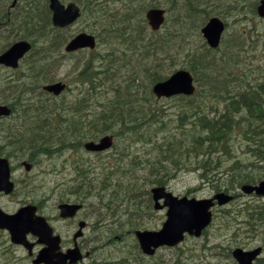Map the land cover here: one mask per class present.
Here are the masks:
<instances>
[{
    "label": "trees",
    "instance_id": "obj_1",
    "mask_svg": "<svg viewBox=\"0 0 264 264\" xmlns=\"http://www.w3.org/2000/svg\"><path fill=\"white\" fill-rule=\"evenodd\" d=\"M70 1L82 7L81 20L87 22L88 31L96 35L100 43L99 49L104 50L91 52L79 61L77 68H81L83 72L72 74L70 78L73 80L70 84L75 85L79 78L83 84H87V93L78 91L77 96L71 100L65 97L58 99L57 115L65 114L73 119L82 112L87 113L88 116H92L89 119L88 131L91 132L95 128L93 131L102 135L116 133L109 127L113 123L124 126L120 128L122 133L129 132L128 129L134 126L138 132L135 135L129 132L128 137H124L123 140L128 144L120 148L123 152L130 149L134 143L150 145L152 141L159 142L154 149L155 153L159 152L161 158L170 164L162 168L156 166L151 168L150 173L154 177V180L149 181L151 185L166 186L176 178L182 167L187 165L186 160L180 157L182 153V158L186 155L187 158L194 156L199 159L197 163L201 166L202 181L217 191L235 192L245 183L256 182L253 165H244V161L237 160L227 166L222 157L229 155L230 147L232 149L233 146L232 132L237 127L243 130L242 135L248 137L247 140L253 142L247 146L253 149L251 153L254 156L258 157L261 149L264 150V28H257L262 21L264 24V20L258 21V18L254 17L252 23L248 24V20L243 17L249 12L258 16L257 8L261 0ZM9 2L0 0L3 7ZM46 2L47 0H24V5L13 17L2 7L3 17H0V22L7 24L0 26V40H5L0 44V50L7 48L11 42L22 39L20 33L31 32L49 23L50 12ZM163 2L167 4L165 7L168 10L167 24L159 32H152L148 28L145 13L150 7L164 6ZM215 16L228 23L229 31L232 30L233 20L237 24L245 20L248 28L239 27L232 33L229 32L216 50L210 49L201 41L194 46V38L190 39L186 30L190 31L191 35L193 32L198 33L203 25ZM14 23L19 30L13 34L9 31L8 33L7 28ZM31 37L23 39L37 44ZM41 37L46 38V35L42 33ZM102 45L104 46L101 47ZM60 51L59 48L48 52L45 57L52 58ZM38 56L40 54L34 47L26 64L27 68L33 67L37 61L42 68L49 66L48 60L39 59ZM56 56L61 57V54ZM62 58L67 64L69 62L72 65L74 62L69 60L71 58L69 56L63 55ZM59 61L61 63L63 60ZM122 66L126 67L124 71L121 70ZM114 69L120 71L113 73ZM179 69H187L194 75L198 89L191 97L174 98L175 101L181 102L180 112L175 114L158 106L160 100L156 98L152 88L156 83L167 80ZM42 72L41 70L32 76L36 75L37 78L41 77V74L44 76ZM259 80L261 81L258 82ZM83 115L74 119L75 124L82 125L81 128H76V131L84 130ZM116 116L120 117L116 119ZM150 122L153 124L149 129L140 130L142 125ZM92 136L91 134L88 138H96ZM46 140L43 138L39 140L42 146L46 144ZM125 157L126 155L124 159ZM137 157L131 160V164L140 167L141 162ZM160 161L163 162V159ZM122 162L124 164V160ZM112 163L104 167L109 172L108 178L111 182L112 176L120 174L123 178L131 174L118 160ZM220 165L222 168L219 173L217 167ZM259 169L262 172L263 168ZM77 172L69 191H72V196L80 203L93 197V191L96 189V195L100 198L97 205L115 202L111 207L112 211L116 212L121 208L122 215L127 214L129 223H133L135 219L144 220L145 214L153 210L150 192L142 189L143 185H139L138 181L119 182L118 189L116 185L103 186V183L101 187H96L94 184L89 185V175ZM112 189L120 196L105 195V191ZM245 212L248 214L244 222L247 226L242 233H251L261 224L264 228V203L257 206L248 205L237 212L234 209L222 211L225 221L231 222L232 225L235 222L239 223V216ZM138 224L141 226V223ZM219 228L221 229L218 233L213 232L211 235L216 237L217 234L227 231V225ZM238 228L239 231L243 230L242 227ZM257 232H254L252 240L245 246L256 244L257 238L261 237ZM237 233H234V239ZM209 234L210 230L206 231L204 236L207 237ZM259 240L264 242V239ZM226 244L227 246L222 247L224 252L222 256L229 260L232 246L230 241ZM135 247L139 248L136 244Z\"/></svg>",
    "mask_w": 264,
    "mask_h": 264
},
{
    "label": "rangeland",
    "instance_id": "obj_2",
    "mask_svg": "<svg viewBox=\"0 0 264 264\" xmlns=\"http://www.w3.org/2000/svg\"><path fill=\"white\" fill-rule=\"evenodd\" d=\"M9 1L11 4L13 0ZM63 1L67 3L69 0ZM164 6H166V4ZM243 17H245V20H248V24L252 23V19L254 17L258 18V21H262L257 15L255 16L250 12ZM245 20L238 24L234 23L235 21L233 20L232 30L229 31L227 28L223 40H225L226 35L229 32L232 33L239 27L248 28ZM166 24L167 21L165 22V25ZM87 27V22H81L72 27L71 31L74 34L75 32H81ZM257 28H264L263 21L258 25ZM54 29L55 28L50 23H46L31 31L33 33H20V35L24 36V38L32 36L31 39L37 42V51L40 54L38 58L48 60L47 62L49 63V66L46 69L42 68L39 61H37L35 64H33V67H31L35 73L31 72L30 70L26 71L25 77L23 76L25 75L23 74V72H25V67H22L18 71L11 70V74L14 79L18 80L20 77L22 78V80H18V84L24 85V82L31 83V79L33 77L35 78L37 75L36 73L41 70L43 71L42 73L44 76L41 74V77L37 79L36 87H41L50 80L62 82L67 80L68 76L72 75L73 66L69 62L68 65L67 61L63 59L64 57L62 58V52L64 48L61 49V44L66 38L70 36V31L59 33L55 32ZM18 30L19 28L17 25H15V23L7 28V32L9 31L11 34ZM42 33L43 35H46V38L41 37ZM186 33H188L187 36L190 35L189 38H194V46H196L200 41L202 43L205 42L201 32H193L191 35L190 31L188 32L186 30ZM4 41L5 40H0V44ZM103 46L104 45L101 47ZM59 48L61 49L59 54L55 53L52 58H49V56L45 57L48 52L51 53ZM103 50L104 49L100 48L98 51L102 52ZM60 54L61 57L56 56ZM74 57L75 55L72 58L74 59ZM59 59H62L63 61H61V63H64L61 67H58V65L61 64ZM120 59L121 56L118 57V60ZM121 68V70L124 71L126 67L122 66ZM119 71L120 70L117 69L112 70L113 73H117ZM74 72L76 74H80L83 71L81 68H76ZM8 73L9 72L6 69L0 67V85L10 82L17 83L15 82L17 80L9 78L11 74ZM33 74L36 75L32 76ZM260 81L261 80L258 82ZM42 82L45 83L41 84ZM74 88L75 89H73V91L68 94L69 100L71 97H73V94H76L77 96L78 91L87 93L88 86L87 84H83L78 78ZM2 96L4 97L3 94ZM158 106H162L166 110H169V112H175V114H178L180 112L181 102L175 101V99L160 100ZM20 115L23 117L21 121L23 125L31 126L34 129L35 132H33V138L36 139H33L34 144L32 143V146H35L39 152L38 155H31L28 157V159H26L33 163L35 169L29 174L30 178L25 185V197L18 196L22 195L18 194V192H20L19 190L15 194L16 196L13 197L11 201H9L13 202L15 206L9 207L8 205H5L7 202L5 201V204H3L2 207L6 212L14 213L16 208L24 205L19 203L17 199H19V201L25 200L24 203L27 204L32 203L35 205H40L41 214H44L46 217H48L51 225L55 227L58 234H60L63 237V240L66 242V244L63 246L64 249H66L68 244L71 243L72 236L76 231L78 222H71V224L62 222L59 217L58 204L61 203L62 197H64L65 201H68L69 199L74 201V196L70 194L72 191H69V189L72 187L69 182L72 181L78 174L77 171H81L89 175V185L94 184L96 187H101L102 183L103 186L105 184L117 186L119 182L134 181L136 183L138 181L139 185H143L142 189L150 191L155 186L149 183L151 179L154 180V177L150 173L151 168L154 166H156V168H162L163 166L170 164L169 161L165 162L164 158H161L159 152H157V154L155 153L154 149L159 142L156 143L152 141L150 145L136 144L131 149H127L125 152L121 151L120 148L124 147V144L126 143L123 140L124 137H128L129 132L132 135H135L138 132V130L134 129V126H132L128 129L129 132H123L121 134L122 137L118 139L119 147L117 150H115L116 154L111 153V151L107 152L111 153L110 156H114L120 164L122 163L121 165H125V168L128 169L131 174L128 176H123V178H121L122 175L120 174H118V176H112L113 181L111 182V180L108 178V176H110L108 175L109 172H107L103 167L104 160L101 159L102 155L90 156V154H88L84 149H81V151L74 150V146H78L79 143L85 141L90 133L87 127H84L82 132L76 131V128H81L82 126L81 124H75L74 119L77 118V116L71 119L65 114L57 115L53 111L51 104L38 102L35 100H26L23 112H21ZM119 117L120 116H116L115 118L118 119ZM152 124L153 122L148 124L146 123L142 125L140 130L149 129V126ZM121 126L124 127L121 124L113 123L109 127H112L116 132L120 133ZM3 128L4 125L0 124V131ZM242 133L243 130H241L239 127H237L236 130L232 132L231 146L233 144V150L230 147L229 155L222 157V160H225V164L227 166L230 164L232 165V163L237 160L244 161V165L254 162L256 165H253L255 169V174L253 176L255 181L258 183L259 181L264 180V168L261 172L258 168V163L254 161L255 158L252 157L250 153H248L247 145L252 144L253 142L247 140L248 137L246 138V136H243ZM101 137L102 135L98 136L97 139ZM42 138L44 140L49 138V140L45 141L46 144L43 146L39 141ZM1 141L0 134V143ZM29 141L30 140H27L28 143ZM34 151L35 150H31V152ZM104 155L105 154H103V156ZM125 155L126 158L123 164L122 161ZM136 156H138L137 160L139 159L141 162L140 167L139 165L133 166L131 164V160L135 159ZM182 156L183 153L182 155L180 154V157L181 159L186 160L187 167L184 166L185 163L184 160H182V166H184V168L182 167V170L178 172L176 178L171 180L166 185L169 191L173 192L179 197L187 196L189 198L196 199L210 198L216 193L220 192L202 181V178L200 177L201 166L197 163L199 160L198 158H195L194 156L192 158H187L186 155L184 158H182ZM78 158L80 159L79 163L72 169L73 163L77 161ZM162 159L163 162L160 161ZM217 168V172L220 173L222 165ZM118 188L119 187L117 186L116 189ZM96 193L97 191L95 189L92 194L93 197L87 199L86 201L85 207L87 214L84 212L81 213V220L86 219L91 224L89 229L85 231L86 244L83 246V253L84 255L88 254V256H85L86 259L82 261L83 264H139V262L144 264H216L215 260H221V264H232L230 260H226L222 256L224 254V252H222V247L227 246L226 243L229 241L231 242V246L233 248L240 247L246 250L253 248L255 245L264 246V242L259 240L264 239V228H262L263 224H261L257 230L251 233H242L247 226L244 223L248 218L247 212L239 216V223L235 222L233 225L231 222L227 223L225 221L224 214L222 212H218V219L211 228L210 234L207 237L203 236L202 239H199L200 243H198L196 239H191L186 241L178 250L161 249L158 251L155 258L151 260L140 253L139 249L135 247L136 240L135 236L132 235V231L139 227L141 230L148 228H152V230L161 229L164 221L166 220V211H156L153 208L149 214H145L146 218H144V220L135 219L133 223H129L130 221H127V214L122 215L121 208L116 212L115 210L112 211L111 207L115 204V202L114 204H110L111 202H108L104 205L93 204L100 202V198L96 195ZM105 195L114 197L120 196L115 191H113V189L105 191ZM246 202H248L247 205H244ZM260 203H264V200L255 199L254 197H246L224 209H234L237 212L238 209H244V207L248 205L256 204L257 206ZM139 220L140 222H138ZM135 223H141V226L135 227ZM223 225H227V231H224L223 234L219 233L213 238L211 233H218L219 229H221L219 227L223 228ZM238 227H242L243 230L239 231L238 229L240 228ZM256 231H258L257 234H261V237L257 238L258 241H256V244L253 246H245L247 242L252 240V235H255L254 232ZM235 232L238 233L234 239L233 236ZM7 237L8 236L5 234L0 236L1 245L3 246L0 248V264H32V258L28 256V252L22 247L12 248L11 244H8L7 242ZM36 240L37 239L35 238V241ZM222 243L225 244L222 245ZM42 248L43 245L37 244L34 250V255H37ZM262 259L264 264V254Z\"/></svg>",
    "mask_w": 264,
    "mask_h": 264
},
{
    "label": "water",
    "instance_id": "obj_3",
    "mask_svg": "<svg viewBox=\"0 0 264 264\" xmlns=\"http://www.w3.org/2000/svg\"><path fill=\"white\" fill-rule=\"evenodd\" d=\"M50 8L53 11V23L57 27H66L73 24L80 17V10L76 4L71 3L65 7L60 0H50ZM259 15L264 18V0L258 8ZM165 11L155 9L147 14L150 25L153 30L158 31L165 21ZM225 30L224 23L219 18H213L208 25L202 30L208 44L212 48L220 45L222 32ZM96 46L95 38L88 34H80L76 37L68 51L78 48H91ZM31 49L27 42H20L9 49L0 57V64L6 66L18 67V62ZM49 92L56 95L60 94L65 85H51L45 87ZM196 90L193 75L186 71L180 70L173 74L168 80L159 82L153 87V92L158 98H171L178 95H192ZM5 108L0 106V115L7 114ZM112 146V138L105 137L99 143L91 142L85 145L88 151H104ZM0 165V191L4 190L10 193L13 184L10 182V172L7 162ZM242 190L246 194L256 192L259 196H264V181L258 186H244ZM153 199L156 203V209L168 208L167 219L160 231H138L136 236L144 254L152 256L161 247H174L185 240L186 234L200 237L202 232L212 223L213 213L211 209L214 207V200H218L219 204L226 205L232 197L225 193L217 194L214 199H189L187 197L178 198L172 193L167 192L165 187H155L152 189ZM164 200L161 205L160 201ZM61 216L64 218L73 217L78 209L77 205L68 203L59 206ZM37 209L33 206H27L18 211L15 215H8L0 209V228L7 229L15 243L26 245L30 250L26 236L33 233L40 237V242L47 245L43 249L34 264H74L82 259L79 251L72 250L69 254L60 252V238L53 236V230L48 226L46 220L36 216ZM262 249L258 248L253 251H244L237 249L233 252L234 257L240 264H253L257 257L261 254ZM69 261V262H68Z\"/></svg>",
    "mask_w": 264,
    "mask_h": 264
},
{
    "label": "flooded vegetation",
    "instance_id": "obj_4",
    "mask_svg": "<svg viewBox=\"0 0 264 264\" xmlns=\"http://www.w3.org/2000/svg\"><path fill=\"white\" fill-rule=\"evenodd\" d=\"M15 5L16 4H13L12 8L17 7ZM4 9H6V8H4ZM163 27H164V25L162 26L161 30L163 29ZM71 29L72 28L69 27L65 30V31H70V36L62 42L61 49H63V48L66 49L67 46L74 40L73 39L74 34L71 31ZM54 31L58 32L56 30V28L54 29ZM20 38L23 39L24 36H20ZM22 39H20V40H22ZM82 49H84V48H80L76 51L70 52L68 54V55H70L69 57H71L70 60L72 61L73 60L72 57L74 55L76 57L78 53H81L82 55H84L85 52H82V51H86V50H82ZM28 55H31V53H28ZM21 64L23 67V65H24L23 62H21ZM21 64H20V66H21ZM72 65H73L72 72H74V70L77 67H75V65L73 63H72ZM0 67L6 69L9 72L8 74H11V70L9 68H5L3 66H0ZM29 70H31V72H34L31 68H29L27 71H29ZM9 78L14 79L12 74H11V76H9ZM37 79H38L37 77H35V78L33 77L31 79V81H32L31 83H25L24 82V85L14 83V82L0 85V97H1L0 103L11 111V115L9 117H7V118L4 117V118L0 119V124L4 125V128L1 129V131H0L1 140H2L0 143V165L4 163L3 161H5V162L7 161L8 166H9V170H10V181L13 183V186H14V189L11 193H7L5 191L0 192V207L2 209H3L2 205L5 204V201H7L5 205H8L9 207L15 206V204L13 202H9V201H11L13 199V197L16 196L15 194L17 193V191L20 190V192H18V194H22V195H18V196L25 197V194H26L24 192L25 185L30 178L29 174L35 169L33 163H31V161H28L26 159H28V157L31 155L32 156L38 155V152H39V150L35 146H32L33 139H36V138H33V132H35L34 129L31 126L23 125V123L21 122L23 117L20 114H21V112H23L25 102H26V100H35L38 102H42L43 98H53L50 100L46 99V101H45L46 103H52L54 101V96L48 95L43 90V87L45 85L41 86V87H39V86L36 87ZM2 94L4 95V97L2 96ZM27 140H30L29 143L27 142ZM31 150H35V151L31 152ZM106 154H109V153H106ZM113 160L115 161L116 158H113ZM106 163L108 165L113 164L112 160L107 161ZM4 165H5V163H4ZM17 200L19 203H22L24 205L16 208L14 213H12V212L8 213L4 209L3 210L8 214H15L18 210H20L21 208H23L27 204V203H24L25 200H20V201H19V199H17ZM66 203L74 204L75 202H73L72 200L69 199ZM37 206H38V208H40V205H37ZM39 211H41V210L39 209ZM82 212L87 214L86 210L83 209L80 212H78L77 215L73 218H69L66 220H63L60 218V220L62 222L67 223V224H71V222H78L77 223L78 226H77L76 231H75V233L77 232L76 235H78V238H76V235L74 233V235L72 236V241L70 244H68L67 247H73V246L78 245L79 251L84 255L83 246L86 244V239H85L86 233L85 232L83 233L82 231H80V227L85 222L86 223L85 231H87L91 224L86 219L81 220L82 219L81 218ZM4 234L8 236L7 242L9 244L10 243L9 242L10 241L9 234L6 231L0 230V236H2ZM0 241H1V239H0ZM1 247H3V246L1 245ZM85 256L87 257L88 254H86Z\"/></svg>",
    "mask_w": 264,
    "mask_h": 264
},
{
    "label": "bare ground",
    "instance_id": "obj_5",
    "mask_svg": "<svg viewBox=\"0 0 264 264\" xmlns=\"http://www.w3.org/2000/svg\"><path fill=\"white\" fill-rule=\"evenodd\" d=\"M165 22H166V21H164L163 24L160 26V29L162 28L163 25H165ZM226 31H227V28H225L224 32H222V34H221V38H220V42H221V43H222V39H223V37H224ZM203 36L205 37L204 34H203ZM72 42H73V41H72ZM72 42H71V43H72ZM71 43H70V44H71ZM70 44L67 46V48L70 46ZM78 49H80V48H78ZM78 49L71 50L70 52H72V51H76V50H78ZM182 70H185V69H182ZM186 71L190 72L189 70H186ZM190 73H191V72H190ZM191 74H192V73H191ZM58 84L63 85L62 82H57V83H55V84H53V85H58ZM196 86H197V84H196ZM84 256H85V255H84Z\"/></svg>",
    "mask_w": 264,
    "mask_h": 264
}]
</instances>
